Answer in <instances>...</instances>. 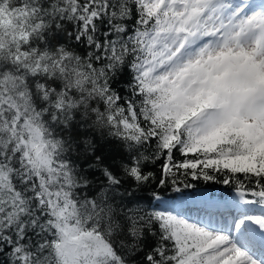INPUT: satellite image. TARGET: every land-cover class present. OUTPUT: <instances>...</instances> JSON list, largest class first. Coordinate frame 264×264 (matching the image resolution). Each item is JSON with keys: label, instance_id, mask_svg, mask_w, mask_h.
I'll list each match as a JSON object with an SVG mask.
<instances>
[{"label": "snow or ice", "instance_id": "6c2138e0", "mask_svg": "<svg viewBox=\"0 0 264 264\" xmlns=\"http://www.w3.org/2000/svg\"><path fill=\"white\" fill-rule=\"evenodd\" d=\"M0 264H264V0H0Z\"/></svg>", "mask_w": 264, "mask_h": 264}, {"label": "rangeland", "instance_id": "374dc122", "mask_svg": "<svg viewBox=\"0 0 264 264\" xmlns=\"http://www.w3.org/2000/svg\"><path fill=\"white\" fill-rule=\"evenodd\" d=\"M259 2L260 0H256V3ZM157 203L163 209L175 205L183 215L192 220L207 221L211 218L212 222L217 226L231 225L240 216V211L237 207L232 206L234 203H239L236 190L231 191L228 196H224L221 199L204 190L193 197L180 196L172 201L158 200ZM255 211L257 213L260 211L259 206H255Z\"/></svg>", "mask_w": 264, "mask_h": 264}, {"label": "trees", "instance_id": "16d2710c", "mask_svg": "<svg viewBox=\"0 0 264 264\" xmlns=\"http://www.w3.org/2000/svg\"><path fill=\"white\" fill-rule=\"evenodd\" d=\"M102 146V152L103 154L108 157V160L110 163L118 162L122 156V152L119 148V145L117 144H111L107 143L105 141H100ZM177 159H180L179 154H177ZM150 168H152L151 165H149ZM152 170L159 171V165L157 164L155 168H152ZM190 182L194 185V187L183 189L182 192L177 193L172 190L171 187L168 188H155L153 189L152 186H146L145 190L139 195L142 197V203L145 207L149 208H159L160 205L157 203L158 200H168L172 201L174 199L184 196H195L200 191L207 190L212 195L217 196L219 199L223 198L224 196H228L231 191L233 192L235 190V187L233 185H225L222 182H219V180L216 181H204L202 178L199 180L191 181V178H189ZM153 190L158 193L159 199L153 197ZM222 194V195H221ZM221 195V196H220Z\"/></svg>", "mask_w": 264, "mask_h": 264}]
</instances>
